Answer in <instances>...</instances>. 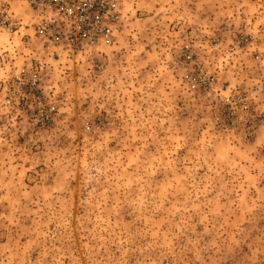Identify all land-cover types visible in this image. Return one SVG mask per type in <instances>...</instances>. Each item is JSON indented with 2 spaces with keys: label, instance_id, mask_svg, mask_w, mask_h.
<instances>
[{
  "label": "rangeland",
  "instance_id": "1",
  "mask_svg": "<svg viewBox=\"0 0 264 264\" xmlns=\"http://www.w3.org/2000/svg\"><path fill=\"white\" fill-rule=\"evenodd\" d=\"M119 3L72 52L0 0V264H264V0Z\"/></svg>",
  "mask_w": 264,
  "mask_h": 264
},
{
  "label": "built area",
  "instance_id": "2",
  "mask_svg": "<svg viewBox=\"0 0 264 264\" xmlns=\"http://www.w3.org/2000/svg\"><path fill=\"white\" fill-rule=\"evenodd\" d=\"M20 1L35 14V33L67 51L98 48L113 41L119 31V0ZM2 14L10 15L6 5H2Z\"/></svg>",
  "mask_w": 264,
  "mask_h": 264
}]
</instances>
